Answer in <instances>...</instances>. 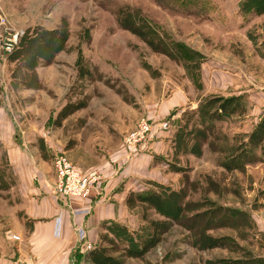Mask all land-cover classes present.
Here are the masks:
<instances>
[{"label": "rangeland", "instance_id": "obj_1", "mask_svg": "<svg viewBox=\"0 0 264 264\" xmlns=\"http://www.w3.org/2000/svg\"><path fill=\"white\" fill-rule=\"evenodd\" d=\"M124 8L138 10L167 41L198 52V68L188 71L121 29L116 14ZM16 35L8 46L5 37ZM0 36V114L10 128L50 132L54 149L38 134L30 138L53 170L61 153L79 169L97 170L122 150L135 158L168 130L169 148L152 151L158 182L147 181V189L166 195L164 205H138L125 215L124 239H106L108 254L124 264L264 260V156L256 149L258 160L241 170L219 166L223 138L230 144L246 136L264 115V0H0ZM47 69L45 85L37 71ZM233 96L245 99V115L207 120L196 113L208 98ZM79 101L86 107L56 124L60 110ZM142 118L152 129L136 154L125 138ZM14 175L0 145V185ZM227 209L244 214L222 225ZM201 227L225 237L224 246L203 248ZM153 233L143 256L125 255Z\"/></svg>", "mask_w": 264, "mask_h": 264}, {"label": "crops", "instance_id": "obj_2", "mask_svg": "<svg viewBox=\"0 0 264 264\" xmlns=\"http://www.w3.org/2000/svg\"><path fill=\"white\" fill-rule=\"evenodd\" d=\"M37 73L42 83L50 82L49 69L44 76ZM5 115L0 114V121H5L0 123V145L15 175L0 188V264H94L90 252L105 247L106 239L116 238L113 227L124 228L125 215L138 206H127L128 193L146 190L150 186L147 181L158 182V166L154 165L159 162L154 163L152 151L169 148L168 130L152 137L148 150L135 158L128 159L122 150L119 157L97 170L75 165L83 174L96 170L102 175V193L94 197L91 208L90 199L79 198H72L69 208L54 193V170L34 154L39 150L31 135L38 134L45 142L43 145L54 149L50 132L45 131V137L10 128ZM74 221L83 225L86 238L94 244L93 250L81 251L79 237L72 227ZM12 234L19 235L20 240H12Z\"/></svg>", "mask_w": 264, "mask_h": 264}, {"label": "trees", "instance_id": "obj_3", "mask_svg": "<svg viewBox=\"0 0 264 264\" xmlns=\"http://www.w3.org/2000/svg\"><path fill=\"white\" fill-rule=\"evenodd\" d=\"M116 20L121 29L141 39L154 52H160L171 60L182 63L188 71L198 68V61L200 59V54L198 52L188 49L181 43L167 41L160 36L145 18L142 17L138 10H131L130 8L121 9L116 14ZM186 61L192 64L187 66ZM245 105V99L242 96H233L229 98L211 97L199 104L196 113L207 120L222 117H240L246 113ZM85 107V101L66 104L58 113L55 119L56 124H59L64 118L69 117ZM194 113L195 112H193V114ZM223 140H225V142L228 141V143L219 147L222 148L219 166L225 170L232 171L241 170L246 165L255 163L258 160V156L255 153L256 149H259L261 156H264V115L246 136H233V141L230 144V139L227 136L224 137ZM173 169L177 172L184 171L182 167H173ZM1 183H3V181L0 177V184ZM3 186L0 185V188ZM165 198L166 195L161 191L147 189L143 191H130L125 201L129 208L145 204L146 206L160 209L164 205ZM243 214V211L238 209H227V214L222 217V225H227L229 223L234 224L231 216L236 215L237 217H241ZM196 226L197 223L194 221L190 228ZM206 229L207 227H201L197 232L199 244L203 248L210 249L224 246L225 237L209 235L206 233ZM113 231L116 238L124 239V228L116 225L113 227ZM155 236L156 235L153 233L150 240L139 248L128 247L125 249V255L135 257L143 256L154 244L156 240ZM129 240L131 242L132 239L129 238ZM89 257L94 264H124L120 257H114L108 254L105 247H100L91 251ZM218 262L221 263L224 261L219 260ZM256 262L258 264H264L263 259H257ZM232 264H235V262H232Z\"/></svg>", "mask_w": 264, "mask_h": 264}, {"label": "built area", "instance_id": "obj_4", "mask_svg": "<svg viewBox=\"0 0 264 264\" xmlns=\"http://www.w3.org/2000/svg\"><path fill=\"white\" fill-rule=\"evenodd\" d=\"M16 38L17 35L10 40H7V37H5V41H8L10 43L8 46L11 47V43H16ZM3 42V38L0 36V43L2 44ZM6 50L11 51L10 48H6ZM166 126L167 122L162 124L163 128ZM151 129L149 120L142 118L138 123V128L129 133L125 138V145H127L128 151L137 154L136 145H142L148 140L147 137L151 133ZM144 146L145 144L139 150L143 149ZM53 168L55 172L54 193L57 199L69 208H71L70 200L72 198L90 199L89 208H91L94 197L102 193V175L96 170L83 174L64 153L55 157ZM72 227L79 237L81 251L88 252L93 250L94 244L86 238L87 234L84 231L83 225L74 221ZM11 238L14 241L20 240L17 234H12ZM15 264H19V262Z\"/></svg>", "mask_w": 264, "mask_h": 264}]
</instances>
